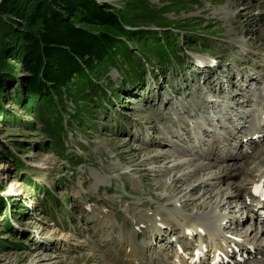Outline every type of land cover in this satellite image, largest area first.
<instances>
[{"label": "rangeland", "instance_id": "rangeland-1", "mask_svg": "<svg viewBox=\"0 0 264 264\" xmlns=\"http://www.w3.org/2000/svg\"><path fill=\"white\" fill-rule=\"evenodd\" d=\"M106 1L127 29H148L160 40L162 31H173L172 63L148 64L147 44L126 40L135 56L116 55L119 70L91 73L102 90L95 101L74 99L73 84L53 93L61 98V125L52 108L41 111L47 126L25 96L14 100L30 74L14 62L0 111V264H175L174 243L198 241L179 227L229 210L234 220L222 231L247 242L257 233L264 256V220L245 213L244 195L236 196L229 179L244 183L264 161V134H253L251 148L243 137L264 114V0ZM138 60L144 70H134ZM228 171L232 176L217 179ZM11 180L16 194L8 191ZM185 199L193 201L188 208ZM162 212L171 232L162 225L163 237L137 236L135 221ZM202 239L207 249L198 264L237 262L221 247L215 257Z\"/></svg>", "mask_w": 264, "mask_h": 264}, {"label": "trees", "instance_id": "trees-1", "mask_svg": "<svg viewBox=\"0 0 264 264\" xmlns=\"http://www.w3.org/2000/svg\"><path fill=\"white\" fill-rule=\"evenodd\" d=\"M118 11L106 0H1L0 111L4 93L16 76L14 62L30 73L14 100L22 102L25 96L24 105L40 111L36 115L47 126L49 122L41 111L52 108L51 115L61 125L56 109L62 102L60 97L54 99L53 93L61 95L63 88L73 84L77 89L74 99L87 97L95 101L93 97L102 90L91 73L99 76L97 69L108 65L119 70L116 55L135 56L126 40L139 39L142 49L147 44L143 58L146 63L156 61L159 68L172 63L173 31H162L160 40L157 32L127 29ZM140 63L136 61L134 70ZM75 107L74 114L79 113L81 108ZM3 204L0 197V208Z\"/></svg>", "mask_w": 264, "mask_h": 264}, {"label": "bare ground", "instance_id": "bare-ground-1", "mask_svg": "<svg viewBox=\"0 0 264 264\" xmlns=\"http://www.w3.org/2000/svg\"><path fill=\"white\" fill-rule=\"evenodd\" d=\"M211 67H209L210 69ZM252 78V77H250ZM260 122H264V114H261L256 120L253 119V123H259ZM258 125H253L251 126V128L249 129V132H245L246 134L243 135L244 138L247 139V141H250L251 138L254 136L253 134L255 133H260V134H264V129L262 127H260ZM260 136V135H257ZM250 145L248 148H251L252 146H254L255 144L253 143L254 140L250 141ZM137 151H140V148H138ZM225 159H237L240 157V155L238 154H230V153H225L224 154ZM154 160L162 162L164 159V155H155L153 156ZM264 161H259L257 165H261L257 168H255L254 172L250 175L249 179L243 182H238V179L235 178H231L229 176H232L231 171H228L227 173H223L220 174L219 176H217V179H220L222 176L223 177H229V179H231L234 188H235V194L236 196L239 194H243L244 198H246V196L250 195V194H255V197L259 198L260 200L258 201L260 206H264ZM43 163H51L50 161L47 162H42L40 163V165H42ZM228 165V164H227ZM6 166V164H1L0 165V170L4 169V167ZM230 166H227V169H230ZM236 174L238 173V171L235 172ZM236 176V175H235ZM237 179V180H236ZM16 182H14V180H11L9 186V193H17V191L14 188ZM196 189V187H192L191 188ZM252 199V196H251ZM142 204L146 205L148 203L143 202ZM193 204L192 200H187L185 199L183 202V205L185 207H190ZM2 207L5 209L6 205L3 204ZM244 209H253L252 206L250 204H245ZM252 213V212H251ZM162 214V215H161ZM160 214V217L158 215L155 216H149V217H145L143 219L137 220L133 223V227L135 226V228L137 229V236H140V234L143 231H148L149 233H151V235L154 236H160L163 237L164 236V230H162L163 228H166L169 232H171L174 229V224L172 223V221H170L168 218L164 217L165 213L162 212ZM252 215V214H251ZM214 217V216H212ZM212 217H204L201 220H197L194 222H190L187 224H183L179 227V232H182V235H186V236H190L192 237V235H197V242L194 243H187L186 247L185 245H181L180 243H174V246L176 247L177 251L171 255V258H173L175 264H198L199 262L194 261V259L197 258V256L201 255V259L199 258L198 261H201L202 258H204V250L207 249V245L202 244L201 241H204L202 239V236L205 238L209 239L208 242V246H216L218 245V242L216 243H211L212 238L215 236H221L222 240L220 243V246H216L213 249L214 252V256H217V249H220L227 254V256L230 255H236L237 258H239V260L236 262L235 260L233 262H230V264H264V256H260V252L256 251V246L255 245H260L263 240H260V235H258L257 233H254L252 238L250 239V242L245 241L244 239H236V238H230L228 237L224 231L220 230L219 234H214L212 235L209 232L210 229V225L214 226L217 224V226L219 227V224L226 218L228 217L227 214L221 213L219 214V216L217 217V219L213 222ZM206 218V219H205ZM215 219V218H214ZM232 220H234V216L232 218ZM264 220V218H263ZM235 223L237 224V226L239 227V225H241L242 220L240 218H236L235 219ZM111 225V224H110ZM161 225H164L166 227L161 228ZM231 225V224H230ZM229 225V226H230ZM237 227V228H238ZM220 229V227H219ZM242 229V227H241ZM254 230H250L248 232V234L252 233ZM261 233L262 235H264V226L261 227ZM39 232V230H36L35 233ZM240 233V232H239ZM144 234V233H142ZM227 236V237H226ZM242 237H244L242 235ZM53 236H49L48 238L45 239V241H48L49 239H53ZM225 238H227V243L224 244ZM229 238V239H228ZM130 239V237L128 238ZM131 239H133L131 237ZM50 241V240H49ZM44 242V241H41ZM183 244V243H182ZM232 245V246H231ZM189 248L190 250L185 252V249ZM236 248H239L238 250H236ZM180 249V250H179ZM137 252L140 254L142 253V247L137 248ZM212 252V254H213ZM221 253L224 254V253ZM244 253H246L244 256L242 255ZM262 253H264V245H263V249H262ZM206 254V252H205ZM213 256V255H212ZM231 257V256H230ZM235 257V256H234ZM251 259V261H250ZM232 260V259H231ZM211 262V261H210ZM130 264V263H128ZM150 264V263H149ZM217 264V263H214ZM220 264V263H218Z\"/></svg>", "mask_w": 264, "mask_h": 264}, {"label": "water", "instance_id": "water-1", "mask_svg": "<svg viewBox=\"0 0 264 264\" xmlns=\"http://www.w3.org/2000/svg\"><path fill=\"white\" fill-rule=\"evenodd\" d=\"M1 1V0H0Z\"/></svg>", "mask_w": 264, "mask_h": 264}]
</instances>
